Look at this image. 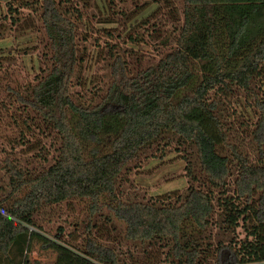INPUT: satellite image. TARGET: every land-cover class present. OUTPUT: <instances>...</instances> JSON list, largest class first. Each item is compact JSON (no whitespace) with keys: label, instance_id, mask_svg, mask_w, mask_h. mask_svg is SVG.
Here are the masks:
<instances>
[{"label":"trees","instance_id":"obj_1","mask_svg":"<svg viewBox=\"0 0 264 264\" xmlns=\"http://www.w3.org/2000/svg\"><path fill=\"white\" fill-rule=\"evenodd\" d=\"M21 4L29 12L9 4L0 37L38 34L40 69L5 93L35 153L0 160V264H28L33 241L66 264H264V0H161V18L142 24L175 22L172 45L150 63L107 45V85L86 94L81 13L69 0ZM170 155L185 190L134 186ZM73 201L88 203L81 233L42 236V210Z\"/></svg>","mask_w":264,"mask_h":264},{"label":"rangeland","instance_id":"obj_2","mask_svg":"<svg viewBox=\"0 0 264 264\" xmlns=\"http://www.w3.org/2000/svg\"><path fill=\"white\" fill-rule=\"evenodd\" d=\"M22 1L0 0V18L3 23L7 22L4 17L9 13V4L27 15L29 10L21 4ZM159 2L161 0H69V7L76 8L83 17L80 24L77 23V28L82 39L81 49L84 47L81 51L85 63L78 81L85 94L104 89L107 85L104 59L107 45L123 49L143 63L157 60V52L164 50L166 45H172L171 34L175 31V22L165 21L164 30L158 33L152 31L155 27L142 24V21H158L161 18L157 10ZM137 19H141L138 25L134 23ZM39 41L35 32L24 35L9 33L0 37L2 73L11 72L7 80L0 81V160L12 151L22 159L27 156L31 158L35 153L24 154L26 148L19 135L23 127L17 125V119H13L15 111L12 113V110L15 106L10 103L13 97L6 95L5 84L24 86L39 73V57L43 51ZM184 166L183 161L175 160L172 155L167 157L163 165L150 160L144 164L139 175L132 176V181L148 196L182 192L187 188ZM7 191V177L0 170V196ZM87 207V202L73 201L43 209L37 219L39 232L50 240L55 236L65 241L76 238L81 233ZM78 241L80 236L75 242ZM28 260V264H66L53 251L43 249L40 241H33Z\"/></svg>","mask_w":264,"mask_h":264}]
</instances>
